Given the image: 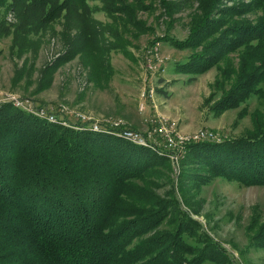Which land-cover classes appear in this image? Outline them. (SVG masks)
<instances>
[{
	"label": "trees",
	"instance_id": "1",
	"mask_svg": "<svg viewBox=\"0 0 264 264\" xmlns=\"http://www.w3.org/2000/svg\"><path fill=\"white\" fill-rule=\"evenodd\" d=\"M91 1L112 18L105 31L90 19ZM151 1L170 13L175 6ZM197 1L188 37L204 49L199 70L223 66L218 84L225 95L215 112L237 109L252 96L261 107L249 115L252 129L245 135L187 144L181 184L198 187L205 171L264 186V0L250 1L255 12L261 10L256 26L221 32L230 24H221L224 11L218 5L224 0ZM0 6L15 17L11 24L1 19L0 39L10 38V58L23 60L13 84L25 80V88L38 92L75 59L87 69L88 82L100 87L110 74V42L120 38L114 27L123 34L128 26H142L135 12L152 9L143 0H0ZM225 11L231 15L235 7ZM54 38L64 52L35 69L39 48ZM172 174L171 161L158 151L113 135L49 124L1 103L0 264H202L214 256H225L230 264L214 243L207 241L204 250L188 244L200 242L201 233L180 208ZM159 226L164 230L157 232ZM254 240L264 248V224Z\"/></svg>",
	"mask_w": 264,
	"mask_h": 264
},
{
	"label": "rangeland",
	"instance_id": "2",
	"mask_svg": "<svg viewBox=\"0 0 264 264\" xmlns=\"http://www.w3.org/2000/svg\"><path fill=\"white\" fill-rule=\"evenodd\" d=\"M126 1L131 3L132 0ZM143 1L148 6L152 4V9L137 10L134 17L144 25L128 26V32L123 34L114 27L120 38L117 44L110 42L112 46L106 54L110 74L100 87L88 82L87 69L78 59L59 68L45 90L38 92L34 86L25 88V80L14 85L15 67L20 68L23 60H12L9 55L11 39L1 38L0 104H10L4 99L15 97L48 111L65 109V120L78 124V128L88 127L90 119L93 122L120 121L126 129L141 135L150 130L151 121L157 118L165 120L176 134L190 140L202 130L217 133L222 141L251 131L249 115L261 107L257 96H252L237 109L215 112L225 95L218 84L223 66L220 63L200 71L199 65L203 62L199 61L201 55L205 57L204 49L191 44L188 37L189 21L197 11L198 1L169 0L175 5L171 13L156 1ZM250 1L220 2L218 8L224 11L221 24H230L222 25L219 32L256 26L261 10L255 12L256 4ZM100 7L98 2H90V19L95 24L101 23L105 31L112 18ZM233 7L235 11L229 15L225 9ZM1 19L9 24L15 22L14 14L0 6V22ZM57 29L60 31L61 27ZM105 36L109 37L108 33ZM64 49L59 38L50 39L39 48L34 68L51 62ZM229 57L237 64L236 55ZM36 75L34 73L33 77ZM81 116L87 117L89 122L78 123ZM182 160L179 159L177 165L171 163L176 198L180 208L196 222L197 233L198 230L201 233L196 235L200 242L191 239L188 244L204 250L207 241L214 243L224 251L230 264H264V248L254 244L255 234L264 224V186H247L224 177H213L205 171H200L207 177H200L201 186H194L193 182L184 186L180 179ZM156 230L163 231L164 227ZM214 257L213 262L203 260L202 264H229L225 263V256Z\"/></svg>",
	"mask_w": 264,
	"mask_h": 264
},
{
	"label": "built area",
	"instance_id": "3",
	"mask_svg": "<svg viewBox=\"0 0 264 264\" xmlns=\"http://www.w3.org/2000/svg\"><path fill=\"white\" fill-rule=\"evenodd\" d=\"M4 100L12 104L15 108L20 109L36 118L44 120L49 124L72 129L74 128L75 130H89L95 133L113 135L135 145L158 151L160 155L168 157L173 165H177L179 159L181 160L182 158H184L186 145L189 143V141H210L215 143H220L222 141L221 137L218 136L217 133L210 130L199 131L197 135H195L190 140V138L188 139L179 134H176L171 129V127L167 125L166 121L160 118L151 121V128L145 135H141L138 132L126 129L124 124L120 121L115 122L103 120L100 122H93L90 119L88 127L78 128V124L72 123L69 120H65V109H59L55 112L48 111L43 108L33 107L29 105L27 101H20L15 97H8L7 100ZM86 122H89V120H87V117H79L78 123L82 124ZM175 172H177L176 167Z\"/></svg>",
	"mask_w": 264,
	"mask_h": 264
}]
</instances>
